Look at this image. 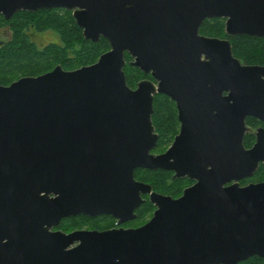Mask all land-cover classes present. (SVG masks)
<instances>
[{"label": "water", "instance_id": "water-1", "mask_svg": "<svg viewBox=\"0 0 264 264\" xmlns=\"http://www.w3.org/2000/svg\"><path fill=\"white\" fill-rule=\"evenodd\" d=\"M43 8L72 10L85 38L105 37L111 49L90 65L0 85V264L264 258V181L239 182L264 162V127L246 122L264 121V65L200 33L206 19L225 18L229 35L264 37V0H0L7 18ZM126 53L155 80L130 87ZM158 93L178 101L183 123L162 154L151 152ZM248 132L257 137L249 149ZM138 168L197 182L173 198L137 180ZM142 193L157 209L140 227L54 230L82 213L132 220Z\"/></svg>", "mask_w": 264, "mask_h": 264}, {"label": "trees", "instance_id": "trees-1", "mask_svg": "<svg viewBox=\"0 0 264 264\" xmlns=\"http://www.w3.org/2000/svg\"><path fill=\"white\" fill-rule=\"evenodd\" d=\"M15 40L0 51V73L28 72L29 74L45 73L55 65L65 69H74L96 62L99 57L111 49L108 39L101 37L98 42L86 39L83 28L77 24L73 11L66 8H43L36 11H20L14 17ZM225 18H211L204 21L201 32L216 37H228L236 57L246 64L264 65V37L253 35H229L225 31ZM34 26L37 31L52 30L59 36V42H52L44 48H39L26 34V29ZM131 55L126 53L124 71L129 86L133 87L138 81L149 74L144 73L131 62ZM153 124L160 134L158 147L169 144L178 129V115L175 102L167 95L158 93L154 98ZM253 118L248 124L255 125ZM253 137L246 135V141ZM169 170H151L138 168L135 177L148 181L162 193L179 195L189 182L188 178L173 179ZM264 174L260 170L257 175ZM152 210V209H151ZM143 209L141 213H143ZM86 214L64 218L59 228L71 230L76 226L98 225L100 220ZM239 264H264V258L251 256Z\"/></svg>", "mask_w": 264, "mask_h": 264}, {"label": "flooded vegetation", "instance_id": "flooded-vegetation-1", "mask_svg": "<svg viewBox=\"0 0 264 264\" xmlns=\"http://www.w3.org/2000/svg\"><path fill=\"white\" fill-rule=\"evenodd\" d=\"M20 11H29V10H19L17 12H20ZM36 11V10H35ZM17 12H15L11 17L7 18L5 16V14H3L2 12H0V51L3 50V48L7 47L12 41L15 40L16 36H15V31L13 29V26H14V17L15 15L17 14ZM208 19H211V18H208ZM207 20V19H206ZM202 27V26H201ZM48 31H51L53 33H55L54 31L52 30H45V31H37L34 26H29L28 29H26V34L27 36L30 38V41L33 42L36 46H38L39 48H44L46 47L48 44L52 43V42H55L53 40L49 41L47 44H39L37 41H36V33H45V32H48ZM200 33L202 35H205V36H210V35H206V34H203L201 32V29H200ZM56 34V33H55ZM57 35V34H56ZM58 36V35H57ZM59 38V36H58ZM221 38H227L229 39L228 37H221ZM60 41V40H59ZM58 41V42H59ZM231 41V40H230ZM131 61H134V58L131 56ZM241 60V59H240ZM242 61V60H241ZM136 66V65H135ZM138 67V66H137ZM51 70V69H50ZM48 70V71H50ZM144 72V71H143ZM20 73V72H19ZM145 73V72H144ZM7 74H11V72H8V71H5V72H1L0 73V85H10L12 84L13 82L17 81L18 79L22 78V77H25V76H37V75H40V74H43V73H40V74H29V75H24V76H15L13 77L11 80H9L10 76H7ZM150 75V77H146L144 79H152V80H155L154 77L152 76L151 73H147ZM143 80V79H141ZM139 82V81H138ZM137 82V84H138ZM137 84L135 86H133L132 88H137ZM131 87V86H130ZM163 94V93H162ZM228 94V91H225L224 92V95H227ZM157 95V94H156ZM155 95V96H156ZM167 95V94H165ZM168 96V95H167ZM170 97V96H169ZM155 98V97H154ZM171 98V97H170ZM172 99V98H171ZM174 102H175V105H176V109H177V115H178V129H177V133L175 134V137L174 139L169 143L167 144L166 146H163V147H158V142H159V138H160V134L159 132H156L158 133L159 135V138H158V142H157V145L156 147L151 151L152 153L154 154H162L164 152H166L168 150V148L173 144L176 136L181 132V129H182V126H183V123H182V120L180 118V108H179V105H178V101L172 99ZM253 118L256 123L255 125H250L248 124V119L249 118ZM246 122L248 125H250L251 127H253L255 130L258 128V127H264V121L258 117H255V116H247L246 118ZM250 133L253 135V137L249 140V141H246V135ZM245 134V137H244V146L249 149L251 148L257 141V137L254 133H251V132H248ZM158 149H160L161 151H157ZM240 162H242V160H240ZM165 170V169H163ZM260 170H264V162L261 161L259 163V167L258 169L256 170V172L253 174V176L251 177H248V178H244V179H241L239 182L241 185H246V184H243L244 182L246 181H249V183L251 182H257V181H264V179H260V180H256V181H252L253 179L259 177V175H257V173L260 171ZM172 172L171 176L173 179H178V178H188L189 179V182L185 184V186L183 187L182 189V192L179 194V195H175V194H168V193H162L160 191H158L157 189H155V187L152 185V183L148 182V181H145V180H141V179H138L136 178L137 180L139 181H143V182H146L148 184H150L153 188V191L154 192H157V193H160V194H164V195H169V196H172L173 198H178L180 196L183 195L184 193V190L192 185H194L197 180L196 179H193V178H190V177H174V174L175 172L172 171V170H169ZM234 181H231V182H227L226 185H229V184H232ZM247 183V184H249ZM142 199L143 201L141 202L140 206H138L135 210V214H136V217L132 220H128L124 223H121L119 224L118 221L119 219L113 215H110V214H101V215H97V216H91V217H94V218H98V220H100V222L98 223L97 226H95L96 224L94 225H91L92 227L89 229V228H84L85 226H76V228L74 229H71V230H64L62 228H59V226L55 227L54 230H62L64 232H67V233H70L72 231H75V230H81V229H89V230H99V231H102V230H108V229H113V228H125V229H128V228H137V227H140L144 224H146L154 215L156 209H157V205L151 201V198H150V194L149 193H142ZM143 209V213H141ZM152 209V210H151ZM79 215V214H77ZM72 216H75V215H72ZM90 216V215H89ZM71 217V216H69ZM68 217V218H69ZM67 218V217H65ZM92 218V219H94ZM64 219V218H63ZM62 219V220H63ZM62 222V221H61ZM61 224V223H60ZM78 243H75L74 245L76 246Z\"/></svg>", "mask_w": 264, "mask_h": 264}, {"label": "rangeland", "instance_id": "rangeland-1", "mask_svg": "<svg viewBox=\"0 0 264 264\" xmlns=\"http://www.w3.org/2000/svg\"><path fill=\"white\" fill-rule=\"evenodd\" d=\"M36 41L39 43V44H41V45H43V44H47L49 41H51V40H53V41H55V42H58L59 41V38H58V36L55 34V33H53V32H51V31H48V32H45V33H36ZM49 40V41H48ZM57 65H55V66H53V68L52 69H54L55 67H56ZM81 67V66H80ZM64 68V67H63ZM79 68V67H78ZM51 69V70H52ZM65 69V68H64ZM74 69H77V68H74ZM50 70V71H51ZM67 70H72V69H67ZM48 72V71H47ZM29 75V73L28 72H20V73H17V72H15V73H11V74H7L6 75V77L7 76H9V75H11L10 76V78H9V80H11L13 77H15V76H24V75ZM8 78V77H7ZM157 151H161L160 149H158ZM260 179H264V174H262L261 176H259V177H257V178H255V179H253L252 181H256V180H260ZM257 182H259V181H257ZM247 183H249V181H246V182H244L243 184H247ZM92 226L91 225H86L84 228H91ZM89 229H87V230H89Z\"/></svg>", "mask_w": 264, "mask_h": 264}]
</instances>
